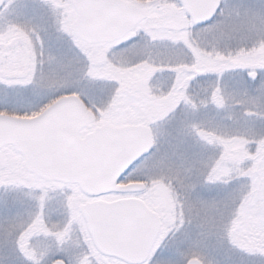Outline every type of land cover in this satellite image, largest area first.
Listing matches in <instances>:
<instances>
[{
	"label": "rangeland",
	"instance_id": "rangeland-1",
	"mask_svg": "<svg viewBox=\"0 0 264 264\" xmlns=\"http://www.w3.org/2000/svg\"><path fill=\"white\" fill-rule=\"evenodd\" d=\"M19 1L0 11V114L23 117L41 96L78 92L91 111L81 133L103 122L151 125L152 151L120 180L144 188L100 197L134 195L158 213L143 264H264V0H221L202 27L178 0H128L147 16L111 65L89 49L66 63L71 0ZM18 18L51 35L41 60L34 29ZM16 36L30 45L17 48ZM88 200L75 185L28 177L18 155L0 149V264H123L94 253L77 211Z\"/></svg>",
	"mask_w": 264,
	"mask_h": 264
},
{
	"label": "water",
	"instance_id": "water-1",
	"mask_svg": "<svg viewBox=\"0 0 264 264\" xmlns=\"http://www.w3.org/2000/svg\"><path fill=\"white\" fill-rule=\"evenodd\" d=\"M178 1L193 26L210 23L221 3ZM72 7L71 31L86 44L117 40L146 17L143 9L125 0H72ZM88 122L86 106L76 95L56 99L34 117L0 114V148L11 146L23 169L35 177L74 184L88 197L141 190L142 184L117 182L152 151L150 127L104 124L80 136ZM78 212L96 251L125 264L146 260L160 228L158 215L137 198L94 200L80 204ZM186 264L202 263L190 259Z\"/></svg>",
	"mask_w": 264,
	"mask_h": 264
},
{
	"label": "flooded vegetation",
	"instance_id": "flooded-vegetation-1",
	"mask_svg": "<svg viewBox=\"0 0 264 264\" xmlns=\"http://www.w3.org/2000/svg\"><path fill=\"white\" fill-rule=\"evenodd\" d=\"M128 1V0H127ZM71 2L72 0L70 1V6L72 8V5H71ZM16 7L19 6L20 4V1L19 0H3L2 3L0 4V11H2V9L4 8H11L12 6H9L10 4ZM9 4V5H8ZM73 10V8H72ZM145 10V9H144ZM74 12V10H73ZM1 14V13H0ZM74 17H75V13H74ZM17 21H19V23H21L20 19L18 18ZM15 21V22H17ZM72 22V21H71ZM22 24V23H21ZM20 24V25H21ZM4 24H2V20H1V15H0V27L2 28ZM25 28L26 27H29V28H33L34 30L32 31V29H28L29 31H32L33 34L31 35V37L33 38L34 40V43H35V46L36 48L34 47V44H32V51L34 50V52H36V57H38L39 59L42 58L43 56V53L44 51H48L50 52V48H51V35L45 31V30H42V29H39L37 28L36 26L34 25H31L30 23L29 24H22ZM70 26H71V23H70ZM136 28V27H135ZM133 28L130 32L126 33L124 36H122L121 38L117 39V40H114L112 42H103V43H97V44H86L84 43L83 41H81L80 39H78L71 31V28H69L65 33H61V37L62 38H65L66 35L67 37L70 38L71 40V43L69 44V50L67 52V55H66V60L68 62H76L77 64H79L80 62H83V59H84V55H83V52L85 49H89V50H98L100 51V61L105 63L107 61L109 65L110 64V61H111V58L113 56H116L117 54H119L120 52L124 51V50H127V45L133 41V30L135 29ZM26 29V28H25ZM44 34V35H43ZM16 38V41H17V48H26L28 45L27 42H26V39H21L20 37H15ZM45 40L44 42H42V39ZM38 39V40H37ZM32 40V41H33ZM24 44V45H22ZM128 55H127V59L128 61L131 59L130 57H134L135 55L133 53H130L128 51ZM2 54V55H1ZM57 58V57H56ZM2 59H3V47H2V43L0 42V86L3 84L1 78H3V63H2ZM41 60V59H40ZM127 61V60H126ZM41 62V61H40ZM121 62H124L123 60H121ZM24 73L20 74L21 76H23ZM157 74V73H156ZM159 74V73H158ZM157 74V75H158ZM150 78V77H149ZM146 83H148V81L146 80ZM149 86V85H148ZM53 89V88H52ZM69 94H74V95H77L79 96L82 101L84 102V104L86 105V108H87V112H88V116H89V123H90V109H89V105L87 104V101L85 99L84 96L80 95V93L78 92H71V93H62V92H51V94H49V99L47 100H44V97L41 96V104L36 108V110L34 111V113L30 114V115H25L23 117L25 118H28V117H32V116H35L37 114H39L40 112H42L46 107H48L51 103H53L56 99L62 97V96H66V95H69ZM145 97H146V93L143 94ZM84 98V99H83ZM154 102V101H153ZM155 104H153V107H154ZM2 108H0L1 110ZM1 113V112H0ZM102 124H110L108 122H103ZM101 124V125H102ZM146 125V124H145ZM89 126V125H88ZM97 126V125H96ZM150 127H152L151 125H149ZM10 148V146H4L2 148ZM0 148V149H2ZM18 155V154H17ZM19 159H20V164H21V168L23 170V173L25 175H27L28 177H32L34 178L35 176H33L32 174L28 173L27 171H25L22 167V160H21V157L18 155ZM36 178V177H35ZM59 184V183H57ZM62 185H65V184H62ZM144 188V187H143ZM136 193V192H135ZM127 194H131V193H127ZM107 195V194H106ZM125 197H135V198H138L134 195H129V196H120L119 198H125ZM88 198V197H87ZM100 198V197H98ZM89 200L88 201H92L93 198H88ZM118 199V198H117ZM140 200H142L145 204H147L143 199L139 198ZM87 202V201H86ZM148 206V204H147ZM149 207V206H148ZM150 208V207H149ZM151 209V208H150ZM152 210V209H151ZM157 213V212H156ZM158 214V213H157ZM38 217V216H37ZM160 218V217H159ZM36 221H34L35 223ZM32 227V226H31ZM23 235H25V233L23 232L22 233V236H18V240L19 241H22V243H24L23 241ZM35 236L34 233L30 235L29 237V240L31 241V238ZM27 243H30V242H27ZM97 256L99 255V257H105V256H102L101 254H99L98 252H94ZM105 258H109V257H105ZM109 259H113V258H109ZM113 260H116V259H113ZM118 261V260H116ZM54 264H59V262H62L63 264H66V262L62 259H56L55 261H53ZM120 262V261H118ZM121 263V262H120Z\"/></svg>",
	"mask_w": 264,
	"mask_h": 264
}]
</instances>
